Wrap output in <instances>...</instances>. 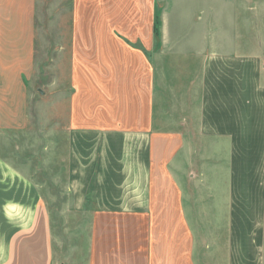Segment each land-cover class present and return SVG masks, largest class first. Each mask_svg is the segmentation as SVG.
<instances>
[{"label": "crops", "instance_id": "crops-1", "mask_svg": "<svg viewBox=\"0 0 264 264\" xmlns=\"http://www.w3.org/2000/svg\"><path fill=\"white\" fill-rule=\"evenodd\" d=\"M168 1L156 53L183 61L182 69L163 66L158 87L147 61L152 51L141 55L120 43L117 50L104 46L99 53L133 60L108 78L95 113L53 117L48 149L65 150L72 212L96 215L95 264H210L199 218L210 219L213 234L227 235L225 246L212 240L211 264H264V61L243 53L232 39L233 48L217 51L215 36L209 51L179 44L169 50L181 37L169 33L179 2ZM150 3L128 0L127 22L134 30L131 42L142 39L139 27L148 23L146 49L152 50L155 0ZM120 5L123 12L125 1ZM138 6L144 11L137 12ZM38 11V0H0V264L54 260L41 184L26 163L10 158L15 151L24 154L29 101H76L30 96L36 55L46 49L40 45ZM117 17L102 24L120 26ZM113 37L122 40L115 32ZM170 73L177 79L170 81ZM170 101L177 106L175 127ZM77 120L85 124L74 125Z\"/></svg>", "mask_w": 264, "mask_h": 264}, {"label": "rangeland", "instance_id": "rangeland-1", "mask_svg": "<svg viewBox=\"0 0 264 264\" xmlns=\"http://www.w3.org/2000/svg\"><path fill=\"white\" fill-rule=\"evenodd\" d=\"M115 1L114 3L113 0H38L40 45L48 50L39 49L36 55V71L29 85L30 96L33 100L76 101H29L30 124L26 130L29 132V137L25 139L24 154H17L15 151L10 158L15 163L18 161L26 163L35 179L41 184L39 188L50 215L54 248L53 264H95V251L92 247L95 235L92 228L97 222L96 215L91 212L81 215L71 210L67 166L65 160H62L65 150L59 149L56 154L52 149H48L51 142L48 135L56 126L53 117L59 113L67 115L73 112L76 119V115L89 113L91 109L95 113V109L98 108L96 105L98 101L95 99L99 91L108 83V78L113 76L114 71L127 69L129 62L133 60V57L129 56L120 57L119 52L113 54L109 51L105 55L102 54L103 52L99 53L104 46L114 47L117 50L120 43L128 48L131 46L130 48L139 49L141 55L147 53V50L152 51V56H147V61L153 65L154 85L158 87L162 84L163 66L182 69L184 65L183 61H177L175 57L163 58L160 52L156 53L162 47V22L159 27V38L153 28L152 50L146 49L149 40L147 22L139 27L142 30V39L136 42L128 40V36L134 32L129 27L131 22H127L128 0ZM123 1H125V10L121 12L120 3ZM139 1L141 5L150 7L152 0H137ZM229 1L232 5L227 6L223 0H178L179 4L178 6L176 4V10L169 18L171 27L169 33L174 38L181 37V40L177 44L176 40L171 42L169 50L176 49L179 44L181 49L200 46L201 49L209 51L213 47L211 45L209 48L208 44L215 36L217 51L228 52L233 48L229 43L232 39L231 43L238 44L243 53L259 55L264 61V0ZM171 6L172 3L168 0H155L156 14L159 13L161 21L163 11ZM139 7L137 12H143L144 10L140 11ZM120 13L125 17L119 18ZM113 15L118 16L116 21L119 20L120 26L102 24V21L112 22ZM70 21L72 26L69 25ZM114 32L122 40L115 42ZM98 39L101 41L99 42ZM235 48L237 46L234 50ZM191 60H195L197 69L198 60L196 58ZM169 79L176 80L177 76L175 73H170ZM84 98L94 101H81ZM156 107L157 104L155 112ZM105 108L110 109L111 106L105 104ZM169 109L175 127L176 101H170ZM189 112H193V109H189ZM73 124L85 123L77 120ZM13 147L16 150V145ZM23 155L27 157L26 160L20 159ZM209 155L211 153L203 154L202 157L205 159ZM208 183L209 186L213 184L212 181ZM209 186H206V191H209ZM198 221L201 223L202 232L199 237L202 246L204 243L205 259L210 264L214 263L216 258H211L209 252L207 253L212 240L217 239L225 246L227 235L213 234L214 227L210 219L199 218ZM225 253L226 251L223 252Z\"/></svg>", "mask_w": 264, "mask_h": 264}, {"label": "trees", "instance_id": "trees-1", "mask_svg": "<svg viewBox=\"0 0 264 264\" xmlns=\"http://www.w3.org/2000/svg\"><path fill=\"white\" fill-rule=\"evenodd\" d=\"M161 17L158 14L155 15V22H154V31H155V34L156 36L159 38L160 37V26H161Z\"/></svg>", "mask_w": 264, "mask_h": 264}]
</instances>
